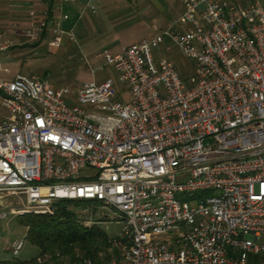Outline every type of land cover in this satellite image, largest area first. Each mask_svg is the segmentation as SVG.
<instances>
[{
  "label": "built area",
  "instance_id": "built-area-1",
  "mask_svg": "<svg viewBox=\"0 0 264 264\" xmlns=\"http://www.w3.org/2000/svg\"><path fill=\"white\" fill-rule=\"evenodd\" d=\"M180 2L174 25L102 55L123 94L112 79L72 95L0 78V193L25 196L19 216L62 201L114 215L129 244L118 264H264V3ZM57 3L60 16L26 35L38 42L46 29L50 49L73 37L60 6L74 0ZM97 3L83 0L77 20ZM165 41L193 63L188 79L155 62ZM26 242H12L14 258Z\"/></svg>",
  "mask_w": 264,
  "mask_h": 264
},
{
  "label": "rangeland",
  "instance_id": "rangeland-1",
  "mask_svg": "<svg viewBox=\"0 0 264 264\" xmlns=\"http://www.w3.org/2000/svg\"><path fill=\"white\" fill-rule=\"evenodd\" d=\"M242 1L245 2L246 0ZM11 8L9 3H5L4 6L0 4V9L6 10V12L0 10V13H5V15L0 14V38L8 45L7 50L0 55V60H3L2 62L0 61V78L10 81L19 74L36 77L49 82L57 89L66 87L71 91L72 95H76L86 83L92 81L100 83L112 79L116 83L117 92L124 93V87L119 82L116 70L101 60L102 55L105 53L104 49H98L91 53V51H88V47L83 48L86 46L81 43L82 39H80V31L84 26L83 21L78 22L73 30L75 43L70 38H65L61 52L57 54L50 51L45 43L34 46L33 42L27 41L24 37L27 30L24 23L28 22L27 18L17 19ZM139 9L130 8L129 12H127L126 10H116V7L113 8L114 11L111 13L107 23L108 26L118 27L117 31H119L121 34L119 36L121 37L119 38L120 43L117 46L114 45L107 48V52L112 55L122 53L132 43L147 38L148 34L144 33L143 35L141 33L142 25H149L154 19L162 20L164 17L168 18V22H171L168 28L178 20V17L173 14L171 16L163 15L162 11L155 7L150 8V14H146L147 12H144V14ZM45 11L36 13L37 21H42L40 19L46 16ZM112 20L114 23L111 24ZM33 21L31 19L30 23ZM156 25L161 27L160 24ZM45 42L48 43L49 39ZM94 49L91 48V50ZM153 54L156 63L160 58H169L183 79H188L192 75L193 63L183 57L179 50L168 42L165 41L161 48L154 51ZM70 98L76 102L75 97L71 96ZM5 116L6 111L0 100V122L4 120ZM25 207L26 198L24 195L0 193V261L16 259L21 262H27L39 256V249L32 246L29 242H26L23 251L17 258H14L10 252L12 242L15 239L25 238L27 235V229L20 225L17 220L20 211ZM74 210L76 214L80 215V220L86 227H101L111 239H119L113 244L114 248L120 252L119 259L113 258L110 262L104 263L118 264L123 259L129 246L128 243L124 242L126 238L121 237L123 225L117 223L118 221L114 220L115 218L112 214H109L112 220L108 221L104 213L99 211L96 213V210L85 206H79ZM4 213L7 218H2ZM42 263H44V259L41 260Z\"/></svg>",
  "mask_w": 264,
  "mask_h": 264
},
{
  "label": "trees",
  "instance_id": "trees-1",
  "mask_svg": "<svg viewBox=\"0 0 264 264\" xmlns=\"http://www.w3.org/2000/svg\"><path fill=\"white\" fill-rule=\"evenodd\" d=\"M242 1V0H241ZM54 0H49L48 21L53 20ZM46 32V29L44 30ZM85 203L62 201L54 205L53 214H25L18 223L27 229L26 240L39 249V256L27 262L16 259L0 261V264H104L113 258L119 259L120 252L107 232L98 226L86 227L75 210Z\"/></svg>",
  "mask_w": 264,
  "mask_h": 264
},
{
  "label": "crops",
  "instance_id": "crops-1",
  "mask_svg": "<svg viewBox=\"0 0 264 264\" xmlns=\"http://www.w3.org/2000/svg\"><path fill=\"white\" fill-rule=\"evenodd\" d=\"M5 3H9L11 5L12 7L11 10L17 19L21 20L23 18H27L28 22L24 23L25 27L27 28L24 37L26 38L27 41L33 42L34 46H39L40 44L45 43L46 47H48L50 51L55 52L57 54H59L58 52H61V48L60 49L49 48L48 43L45 41H47L48 39L50 40L51 34L47 31L46 32L43 31L39 35L40 40L38 42L32 41L30 38L26 36L28 31H30L35 24L48 21L47 12H48L49 0H0V4H3V6ZM57 6H58L57 0H54L53 19H57L60 16V13L56 11ZM97 6L99 8L97 15H92L91 13L86 12V14L79 21L77 20V17L79 11L83 7V0H74V3H70L66 5L63 4L60 6L62 13L69 15V20L63 23V28L67 32H70L73 28H75V25L78 22L80 21L84 22V26L80 31V36H81L80 39H82L81 43H84L86 45L83 48L88 47L89 49L88 48L87 49L88 51H91V53L97 51L98 49H104L103 51L107 52V48H110L111 46L113 47L114 45L117 46L120 43L119 38L121 36H119L120 33L119 31H117L118 27H113L111 25L108 26L107 23L111 13L114 11L113 10L114 7H116V10H120V11L126 10L127 12H129L130 8H135V9L141 8L139 10L142 11L143 13L147 12L146 14H150L151 12L150 8L155 7L160 11H162L163 15L171 16L173 14L175 17L178 18L183 12V5L180 2V0H120V1L98 0ZM0 10H4V9H0ZM4 11L6 12V10ZM42 11H45L47 16L41 18L40 20L42 21H37L35 15L36 13ZM0 14L5 15V13H0ZM31 19L34 21L30 23ZM50 21L51 20L49 19V22ZM73 21L75 22L74 24ZM112 23H114L113 20L111 21V24ZM156 24H160L161 27ZM169 24H171V22H168V18L166 19L164 17V19L162 20L154 19V21H152L151 24L149 25L148 24H145L144 26L142 25L141 33L143 35L144 33L148 34V36H146L147 38H143L142 40L156 36L157 34L161 33L163 30L167 29ZM74 38L75 36L73 34V37L70 40L75 43ZM136 43H132L131 45H134ZM131 45H129L128 47H130ZM91 48H95V49L91 50ZM0 61L2 62L3 60Z\"/></svg>",
  "mask_w": 264,
  "mask_h": 264
}]
</instances>
